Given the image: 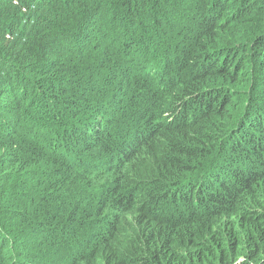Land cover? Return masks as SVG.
Listing matches in <instances>:
<instances>
[{"label": "trees", "instance_id": "trees-1", "mask_svg": "<svg viewBox=\"0 0 264 264\" xmlns=\"http://www.w3.org/2000/svg\"><path fill=\"white\" fill-rule=\"evenodd\" d=\"M0 264H264V0H0Z\"/></svg>", "mask_w": 264, "mask_h": 264}, {"label": "rangeland", "instance_id": "rangeland-1", "mask_svg": "<svg viewBox=\"0 0 264 264\" xmlns=\"http://www.w3.org/2000/svg\"><path fill=\"white\" fill-rule=\"evenodd\" d=\"M239 55H243V53L242 52H240V53H238ZM243 57H244V55H243ZM229 68L231 69V66H229ZM232 88H234V87H232ZM234 98H235V100L237 99L238 101H241L242 99H240L239 98V96L236 94V93H234ZM51 144V143H50Z\"/></svg>", "mask_w": 264, "mask_h": 264}]
</instances>
